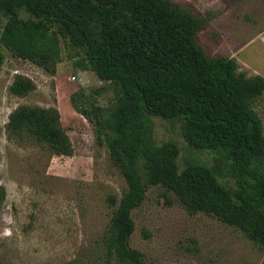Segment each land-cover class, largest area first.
<instances>
[{"label":"trees","instance_id":"16d2710c","mask_svg":"<svg viewBox=\"0 0 264 264\" xmlns=\"http://www.w3.org/2000/svg\"><path fill=\"white\" fill-rule=\"evenodd\" d=\"M22 11L30 17L21 18ZM0 14L7 20L0 44L14 57L54 75L66 43L79 52L82 71L118 92L108 111L86 107L84 90L71 96L76 111L94 122L97 141L107 146L127 185L120 199L110 198L115 209L105 235L106 264H146L131 247L133 211L157 185L188 212L215 216L264 249V127L254 109L264 77H247L235 59L205 53L197 36L207 19L172 0H0ZM3 59L0 53V64ZM35 89L31 79L17 77L10 91L24 97ZM155 117L181 121L190 148L220 153L235 188L204 164L181 169L175 142H153ZM7 133L30 137L55 156L74 153L57 108L19 107ZM6 194L0 186V207Z\"/></svg>","mask_w":264,"mask_h":264},{"label":"rangeland","instance_id":"374dc122","mask_svg":"<svg viewBox=\"0 0 264 264\" xmlns=\"http://www.w3.org/2000/svg\"><path fill=\"white\" fill-rule=\"evenodd\" d=\"M172 1L208 20L197 40L209 57L235 59L240 73L264 77V0ZM29 17L21 12V18ZM6 21L0 14V31ZM0 53V186L7 193L0 207V264H106L105 235L115 209L110 198L120 199L127 185L103 139L97 141L94 122L76 111L71 96L84 90L86 107L108 111L117 90L94 72L82 71L76 64L79 52L66 43L54 75L14 57L1 44ZM17 77L31 79L36 89L24 97L13 95ZM21 106L57 108L73 156L52 155L30 137L10 138L9 117ZM254 109L264 127V94ZM154 122L153 142H175L181 169L204 164L235 188L220 153L190 148L181 121L155 117ZM133 219L131 247L146 264H264V249L241 230L215 216L188 212L160 185L150 187ZM112 264L128 263L113 259Z\"/></svg>","mask_w":264,"mask_h":264}]
</instances>
